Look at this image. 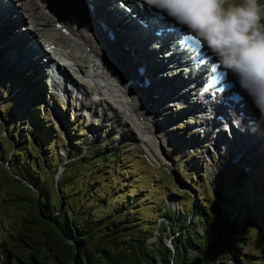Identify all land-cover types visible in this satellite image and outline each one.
<instances>
[{
	"label": "trees",
	"instance_id": "obj_1",
	"mask_svg": "<svg viewBox=\"0 0 264 264\" xmlns=\"http://www.w3.org/2000/svg\"><path fill=\"white\" fill-rule=\"evenodd\" d=\"M27 110L25 113L36 111V119L44 116L40 105ZM6 113L7 110L4 115ZM44 118L36 123L46 132L50 127L43 123ZM23 124L13 123L5 135H11L13 139L12 151L5 158L13 172L5 170L4 176L0 177L2 188L6 186L10 193L8 197L4 193L0 197V210L11 208L10 219L1 224L0 264H245L251 259L244 249L247 232L252 227L264 230V204L261 205L264 194L255 195V189L263 183L256 182L254 176H262L261 170L246 173L241 188L232 190L231 185H226L216 193L205 178L192 179L185 175L186 183L193 186V193L185 189L182 193L179 185L185 187L175 181V209L164 199L158 203L160 213L155 219L139 215L144 205V198L139 199L143 194L141 191L130 193L127 190L125 197L102 211L92 205L82 210L73 205V199L68 197L71 190L59 186L60 181L69 184L82 168L98 170L108 161L120 158L121 152H101L97 157L98 145L90 150V153L95 152V157L85 158L78 156L86 152L85 142L78 145L71 142L70 148L78 152L71 161L79 162H75L62 179H57L55 176L64 158L54 157L52 150L49 151L53 135L48 138L50 142L40 148L37 130L29 123ZM8 141L10 143L9 138ZM104 159L107 160L101 162ZM49 166H54V173L48 183L49 174L40 169L46 170ZM121 169L122 163H118L119 174L125 171ZM4 177L5 181L2 180ZM87 182L94 191L97 184ZM119 189L122 190V186ZM185 192L193 197L190 205ZM119 193L118 196L124 194ZM113 195L114 191L110 195L104 193L100 204L106 206L116 197ZM167 226H171V230L164 232ZM153 236L156 239L152 241ZM167 237L172 244L167 243Z\"/></svg>",
	"mask_w": 264,
	"mask_h": 264
},
{
	"label": "rangeland",
	"instance_id": "obj_2",
	"mask_svg": "<svg viewBox=\"0 0 264 264\" xmlns=\"http://www.w3.org/2000/svg\"><path fill=\"white\" fill-rule=\"evenodd\" d=\"M217 2L218 12L221 18L226 17L230 12L236 10L237 8L248 7L249 5V0H217ZM212 3L213 0H171L170 4L161 3L158 6L166 8L178 21H183L185 25L198 29L205 36L207 42L212 44V46L217 49L216 51L220 54V56H226L227 54H232L242 41L233 33L228 25L221 26L219 22L213 18ZM255 5L258 13V20L254 26V30L264 34V0H255ZM193 8H195L194 13L192 12ZM22 26L29 27L32 26V24L28 20L24 22V25ZM54 28L57 30L56 32L51 31L52 28H48L49 31L48 29L46 30V35L51 34L52 37H61L64 39L65 42H61V40L58 41L64 44V47H70L73 49L74 53L78 55V64L89 67V64L85 60V56L79 49L78 45H76V43L72 40L69 41V38H66L67 36H65L64 32L56 25V21L54 22ZM251 31L252 30H250V33ZM61 49L65 52L69 51L64 48ZM70 51L72 52V50ZM56 58L61 61L60 58H58V55ZM5 64H8L9 66V62H5ZM53 65H51L49 71L52 70ZM68 66L69 70L72 72L73 78L82 84L85 87H83L84 89L91 90L93 86L91 79L83 78L82 75H80L81 73L74 71L73 66ZM140 66H143V64H139L138 68ZM240 67L242 68V71L245 70L242 66ZM9 68L10 66L8 69ZM130 68H132V65ZM138 68H132L136 74L139 72ZM163 69L165 70L166 68L164 67ZM39 72L40 74L42 73L41 71ZM12 73L10 72L11 75L8 76V78L6 77L7 79L4 78L3 81L0 82V177L3 175L5 170L13 172L12 165L5 160L7 154L12 149L11 140L13 141L11 135L7 134V137L5 135L7 128L13 123H24L23 125L26 124V126L29 123L32 128L34 127L39 134L38 141H40V143H38L41 146L40 148L44 145L46 146L50 141H52V147L49 151L51 152L52 150V155L54 157L64 158L63 164L59 167L57 175L55 176L57 179H62L67 174L66 171L71 169L70 167H72L75 162H79L78 160L71 161L72 156L78 154L77 150L74 151L70 148L71 142L77 143V145L78 143L85 142L84 145L87 153L83 152L78 155H84L85 158L88 156L94 158L95 152L90 153V150L98 145L100 146L97 148V151L99 152L97 157L101 156V152H121L119 156L120 158L108 161L98 170L91 171L90 167L82 168V170H80L81 172H78L73 176L69 184H66V181H60L59 186H63L71 190L68 197L73 199V205L80 206V209L82 210L88 209V207L92 205L97 206V211H102L107 209V205L115 204L116 201L125 197L126 194L124 192H127V190H130V193H139L141 191L143 194L139 197V199L144 198V205L140 208L139 215L155 219L160 213L158 203L162 202L164 199L168 200L169 206L172 209H175L176 196L173 194L175 181L185 187L182 188L179 185V190H181L182 193L184 189L190 190L193 193L191 190L193 186L191 183H186L185 175L192 179H197L198 177L201 179L205 178L207 185H210V187L212 186V190L216 193L226 185H231L232 190L242 187L243 184L241 182L245 180V174L242 173L244 172V163L255 164L254 167L259 170L264 169L263 159H261V157L257 159L256 156L251 154L253 151L255 152V148L251 151H245L246 154L251 155L249 158L244 157L242 159V161L245 160V162H242L241 160L239 162L232 161L231 156L237 157L240 150H245V147L238 145L234 147L233 143V150L229 151L228 146L230 142L223 137L224 134L228 135V139L231 138V136L227 133L219 131L218 135H216L219 141L218 143L215 142L216 140L214 139H211L210 141L208 138L205 141L202 140L205 134H203V131H201L197 126L198 124L195 123L199 118L193 117L191 113L187 114V118L184 116V120L181 119V121L177 122L176 115L178 111H181L187 103L185 104L173 101L171 102L170 108L166 109L169 116L168 119L173 116L174 118L170 119V121H175L174 123H170L169 127L171 131L174 130V132H176L174 134L172 132V137L171 134L168 136L165 135L166 130H164L162 134L159 133V136L155 137L153 133L155 131L154 128L152 129L151 134L143 136L142 131L140 132L136 129L134 123L130 122L129 117L123 116V121L119 118L111 119L110 117L114 116V112L108 109L105 105H97L98 107H90V109L88 106L87 108L85 105H82V93L75 89V87H72L73 83L71 81L70 88L72 87V92H70V94H65L52 85L51 76L41 75L38 80L35 81L33 79L34 91L30 90L27 93L29 98L27 97L26 100L21 101L20 99L24 95L20 94L22 91V88H20L21 84L18 81V77L14 76ZM139 74L141 75L140 72ZM243 75L247 77L246 73H243ZM25 77L27 80H32L31 75L24 73L23 78ZM146 77L147 76L144 77L145 80L143 78L141 79L142 82L148 81ZM248 77H251V75H248ZM5 80H8V82ZM259 81L262 84L264 83L260 79ZM37 83L39 87L36 86ZM17 86L20 91H17V93L14 94V87ZM262 86L264 87V84ZM37 90L39 97L34 99L36 101H31L34 94L37 93ZM260 92L263 93L262 96L257 97L260 99L258 100L260 106L259 109L262 112L261 116L264 120V102H262V100H264V88L260 89ZM34 97H36V95ZM33 102L34 104L42 107L44 116H41L39 119L35 118L38 114L36 111L32 114L31 111L25 113L28 111L27 109L30 110L29 106H31ZM84 102L88 104L89 99H84ZM150 102L151 104L154 103L151 100ZM154 108L156 109L155 106ZM103 109L107 113L105 118L102 116ZM6 110L7 113L4 115ZM70 112H72L71 117L69 116ZM181 113L182 112L178 113L180 117ZM43 117H45V122L43 123H46V125H48L47 127H50L46 129V132L42 129L39 123H36L38 120L39 122H42ZM116 121L122 122L117 124ZM124 121L130 123V125L125 124ZM189 122L192 123L189 125ZM188 126H190V129ZM262 129H264V126H262ZM133 131H135V133H133ZM191 133H194L195 139H190L189 136ZM52 135L53 138L48 141V138H51ZM71 135H75V137H72ZM85 135H88V138H86ZM169 136L171 138H169ZM84 137L86 140H84ZM8 138L10 139V143ZM181 138H186L185 145L178 144ZM198 140L201 143H195ZM258 145L262 149L263 143ZM57 158H53V160H56ZM194 158L198 161L196 160V162H194ZM106 160L107 159H104L101 162ZM118 163H122L123 169L121 170L125 169V171L121 174H119L116 170ZM99 164L102 163L99 162ZM238 166L240 167V170ZM231 167L238 168L229 169ZM40 170L44 174H49L47 175L48 183L52 181L51 176L54 173V166L46 167V170ZM226 170H228V172H225ZM88 171H91L90 174H85V172ZM103 171H105L104 174H101ZM262 172V176H256L253 174L256 177V182L263 183L260 186H264V170ZM189 173H191V175H188ZM196 173H198V176L195 177ZM12 174L14 175V173ZM169 175H172V177H168ZM2 180L5 181V177ZM88 180H90L91 184H97V186L93 187L94 191L90 188V183L87 182ZM206 182L204 183L206 184ZM123 183H127V186H123ZM205 184H203V186L206 187ZM120 186H122V190H117ZM2 187L3 186L0 184V197L3 196V193L5 197H8L10 193L6 191V186L4 189ZM125 187H127L126 190ZM260 190L264 192V187L260 188ZM113 191V196L116 197L110 200L106 206L100 204L102 195L104 193H108V195H110ZM205 191L208 193L206 189ZM119 192L124 194L118 196L117 194ZM186 195H188V193ZM186 201L188 205H190L193 201V197L188 195ZM263 204L264 199L261 201V205ZM10 209L11 208L8 207L7 209L0 210V231H2L1 224H3L7 219H10L8 215V212L11 211ZM162 218L164 217L162 216ZM170 230L171 226H167L166 229H164V232H169ZM247 234L248 240L244 249L249 253V255H251V259H248L245 264H264V230L252 227L248 230ZM155 239L156 236L151 238L152 241ZM166 241L168 244L171 243L169 237L166 238ZM220 247H223V244L220 245L219 248Z\"/></svg>",
	"mask_w": 264,
	"mask_h": 264
},
{
	"label": "bare ground",
	"instance_id": "obj_3",
	"mask_svg": "<svg viewBox=\"0 0 264 264\" xmlns=\"http://www.w3.org/2000/svg\"><path fill=\"white\" fill-rule=\"evenodd\" d=\"M115 1L5 0L3 7L0 8V82L4 78L7 79L11 75L10 72L18 73L19 76L24 73L31 75L32 80L35 81L41 75H49L52 76V85L63 93L70 94L72 87L81 92L82 105L88 106L89 109L97 105H105L114 112L111 119L122 120L123 116L129 117L130 122L134 123L136 129L142 131L143 136L151 134L154 128L155 137L159 136V133L162 134L164 130H166V136L171 134L172 137V132L173 134L176 132L171 131L169 127L170 123L175 121H170L174 118L173 116L168 119L166 109L170 108L173 101L187 103L181 111H178V113H182L181 117L177 113V122L185 119L184 116L188 110L194 112V107L188 103L194 99L195 93L192 91L194 83L205 71L195 73L192 75L193 79L190 80L189 74H185L181 65L176 63L177 59L173 56L174 54L168 56L167 50L154 45V40L159 37L152 35L151 29L142 27L136 18H133L131 13L125 10L117 9L120 14H123L122 18L119 17L123 22H118L113 14L105 10L108 6H112L116 10L118 7L114 5ZM117 10L115 12H118ZM28 20L32 26H22ZM55 21L58 28L67 36L66 38L78 45L89 67L78 64V55L74 53L73 49L64 47V44L61 43L65 42L64 39L52 37L51 34L46 35L48 28H52L51 31H57L54 28ZM124 22L127 24L124 25ZM128 27L133 30L137 27L146 31L147 33L144 34L146 38H137L135 31H128ZM137 31L138 29H136ZM61 48L69 51L65 52ZM55 55H58L61 61ZM229 56L227 55L224 59L227 63H229ZM5 62H9V69ZM53 64L56 66L57 73L51 75L49 69ZM139 64H143L145 67L143 72L139 70L141 75L139 72L136 74L132 69L138 68ZM68 65L73 66L74 71L81 73L83 78L91 79L93 85L91 90L84 89L85 87L73 78ZM131 65L132 68H130ZM39 71L42 73L40 74ZM145 76L149 78V83L142 82L141 79H144ZM240 77L241 75H238L240 82L238 86L242 87L249 95L248 89L251 87L254 91V88L257 87L255 83L252 86L249 83V80L254 79L255 76ZM70 81L73 83L71 88ZM19 83L22 88L21 92H26L30 85L29 81L24 79ZM31 86L33 87V85ZM14 88V94L20 91L18 86ZM35 95L36 97L39 95L38 90ZM34 96L31 101L36 98ZM196 96L195 100H197ZM84 99H89L88 104L84 102ZM150 100L154 103L151 104ZM200 103L202 104L201 101ZM198 104L199 102L195 103V106ZM215 106L217 105L215 104ZM104 109L102 111L103 118L107 116ZM204 110H201L200 115ZM210 117L211 115L208 113L205 119H210ZM116 122L119 124L120 121ZM200 122L197 124L205 134L202 140L214 139L218 143L217 126L209 127L210 123L207 121L208 125ZM124 123L130 125L127 121ZM239 126L242 127L244 124L241 123ZM245 127L251 130L249 126ZM231 134V142L235 146L239 142L243 144L248 142L246 138L237 139L235 133ZM250 136L252 137V133ZM171 137L169 136V138ZM182 140H179L178 144L182 143ZM197 142L201 143L199 140L195 143ZM231 159L234 157L231 156Z\"/></svg>",
	"mask_w": 264,
	"mask_h": 264
},
{
	"label": "clouds",
	"instance_id": "obj_4",
	"mask_svg": "<svg viewBox=\"0 0 264 264\" xmlns=\"http://www.w3.org/2000/svg\"><path fill=\"white\" fill-rule=\"evenodd\" d=\"M212 9L213 18L221 26L228 25L242 41L228 57L229 62L249 67L258 79L264 80V34L254 30L258 20L255 0H249L248 7L237 8L224 18L219 15L217 0H213ZM192 12H195V8Z\"/></svg>",
	"mask_w": 264,
	"mask_h": 264
},
{
	"label": "snow or ice",
	"instance_id": "obj_5",
	"mask_svg": "<svg viewBox=\"0 0 264 264\" xmlns=\"http://www.w3.org/2000/svg\"><path fill=\"white\" fill-rule=\"evenodd\" d=\"M147 3L152 5H159L161 3H171V0H146ZM122 7L125 5L122 3ZM175 6V5H171ZM126 11H131L130 8L125 7ZM182 46L185 47L190 57L200 65H204L205 53L203 52L199 42L191 36L182 38ZM207 70L210 73L204 86L202 87L201 94L207 95L220 106H226L229 100L227 93L229 92V84L226 82L225 74L219 71L215 65L209 64ZM264 102V100H262Z\"/></svg>",
	"mask_w": 264,
	"mask_h": 264
},
{
	"label": "water",
	"instance_id": "obj_6",
	"mask_svg": "<svg viewBox=\"0 0 264 264\" xmlns=\"http://www.w3.org/2000/svg\"><path fill=\"white\" fill-rule=\"evenodd\" d=\"M170 242H171V239H170ZM170 244H172V242Z\"/></svg>",
	"mask_w": 264,
	"mask_h": 264
}]
</instances>
